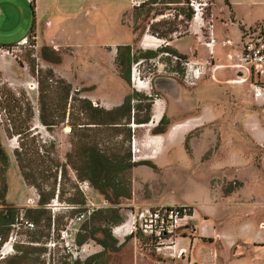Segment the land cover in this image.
I'll return each mask as SVG.
<instances>
[{
  "label": "rangeland",
  "instance_id": "rangeland-1",
  "mask_svg": "<svg viewBox=\"0 0 264 264\" xmlns=\"http://www.w3.org/2000/svg\"><path fill=\"white\" fill-rule=\"evenodd\" d=\"M133 1L53 0L44 6L37 23L39 47L16 45L10 47L9 53L0 51V210L5 204L16 209L21 216L15 223L21 219L30 221L25 210L37 208L39 199L36 189L27 185L21 175L15 155L20 142L30 158L36 152L44 156L45 162L34 157L40 168L53 167L46 154L63 164L71 150V128L66 122L48 127L40 120L41 96L52 97L48 91L57 81L68 83L71 96L89 100L95 107L111 110L133 94L134 105L152 104V118L156 111L159 113L157 119L144 126L131 121L130 141H124V135L110 141H124L133 161L150 163L128 174L131 199L112 204L84 181L78 185L86 204L68 203L74 190L70 182L63 181L60 186L58 178L57 190L61 188L63 196L55 197L48 207L52 214L50 227L33 221L31 230L11 226L7 241L0 242V264H83L93 256L92 264H162L167 259L150 252L137 239L118 238L113 233L114 227L127 220L126 215L129 218L131 209L145 210L149 205H189L191 211L183 224L196 225L200 233H212L216 227L224 237L232 233L239 220L257 226L264 222V76H256L254 68L249 76L246 72L243 75L250 67L239 59L240 30L246 28L237 24L264 23V0H230L237 23L232 22L234 15L224 0H193L200 13L193 31L190 24L196 20V10L191 0H158L155 4L151 2L157 0H150L132 9ZM11 9L13 13L7 21L0 19L1 46L30 35L34 23L29 3H15ZM129 10V18L135 20V31L141 36L135 41L126 25ZM189 11L191 20L186 17ZM46 20L52 21L53 27H43ZM214 31L216 36L212 37ZM242 35L249 40L245 33ZM50 36L55 40H48ZM142 37L144 46L140 44ZM211 38L215 44L207 49L205 44ZM132 42L128 83L124 79L128 67L119 70L115 66L114 46ZM43 48L47 49L44 53ZM215 48L216 53L212 52ZM175 50L192 54L191 59L186 56L192 70ZM235 51L239 53L234 55L237 68L219 70L217 77H212V65L227 64L228 53ZM245 75L248 81L244 84H227L228 77L244 80ZM254 83L263 95L260 99ZM163 115L169 122L166 132L175 124L180 127L167 141L166 149L159 136L152 133ZM234 120L239 121L238 126L233 125ZM25 126L29 128L27 132L16 134V129ZM69 174L71 180L75 179L70 168ZM241 181L244 185L236 192L225 197L220 194L219 189L238 188ZM85 182L88 186H84ZM214 187L219 189L212 190ZM103 200L108 205L96 209L79 225L77 250L64 249L58 234L67 221L84 211L86 205H101ZM118 215L122 220L115 223ZM1 229L0 238L4 239L6 228ZM100 240L108 245L117 241L118 249L105 250ZM5 249L8 253L4 256Z\"/></svg>",
  "mask_w": 264,
  "mask_h": 264
},
{
  "label": "trees",
  "instance_id": "trees-1",
  "mask_svg": "<svg viewBox=\"0 0 264 264\" xmlns=\"http://www.w3.org/2000/svg\"><path fill=\"white\" fill-rule=\"evenodd\" d=\"M147 1L150 0H145L142 6ZM157 2L158 0L151 3L155 4ZM186 17L191 20L192 11L187 12ZM175 53L187 59L185 55L178 54L176 50ZM131 62V46L118 47L117 68L123 70L124 66L128 67L127 76L124 78L128 83H130L129 66ZM70 88L71 86L68 83L59 80L48 91L52 94V97L41 96L40 100V120L42 124L53 127L66 122L71 128V150L67 154L66 163L60 164L51 154H46L47 161L53 164V167L48 165L40 168L34 157L37 156L39 160L44 161V156L36 152L33 159L30 158L29 153L23 147V141L20 142V148L15 151L25 183L36 189L39 198L37 208L25 210L26 217L37 225L45 222V226L48 228L52 217L48 207L55 197L61 199L63 193L61 188L57 190L58 178L60 179V186L63 181L70 182L71 189L74 190L72 197L67 199L68 203L80 206L86 204L84 194L78 185V183L86 181L95 191L105 196L108 201L116 204L121 199L129 200L132 198L128 174L140 165H150L147 161L134 162L130 148L125 149L124 147V141H130L132 137L131 127H129L131 121L137 125L150 123L152 104L134 105L135 98L133 94H129L120 106L107 110L102 107H95L89 100L77 99L71 96ZM149 100L153 103L152 97H149ZM137 111L138 113H136ZM168 123V119L164 115L159 124L152 130L153 135L164 134ZM28 130L29 128L25 126V128L16 129V134L22 136ZM120 135L125 137L123 142L110 143L112 139ZM0 155L3 157L1 148ZM69 168L75 175L73 181L69 174ZM20 216V213H16V209L7 204H5L4 209L0 210V230L6 228L5 237L4 239L0 238V242L7 241L11 225ZM121 220L122 218L118 215L113 221L119 223ZM137 240L143 244L140 238H137ZM100 245L109 251L118 249L117 241L113 245H108L106 241L100 240ZM94 258V256L89 257L83 264H92Z\"/></svg>",
  "mask_w": 264,
  "mask_h": 264
},
{
  "label": "crops",
  "instance_id": "crops-1",
  "mask_svg": "<svg viewBox=\"0 0 264 264\" xmlns=\"http://www.w3.org/2000/svg\"><path fill=\"white\" fill-rule=\"evenodd\" d=\"M22 1L29 3L33 7L34 23L32 25L30 35L22 36L15 44H12L9 46H1L0 45V47H12L14 45H17L24 38H28V37H32V44H33L34 48H37V47H39V45H41L39 33L37 31V29H38L37 23H38V20L40 19V16L43 15L44 10L46 9L45 7H47V5H49V3H53V0H52V2H51V0H32V3L29 0H0V19L4 18V20L7 21L9 18V15L13 13V11L11 9V5H13L15 3H20ZM224 1H225V4L229 7V9L231 10V12L234 15L235 21H232V22L237 23L239 20L236 18V14L233 11L232 3L230 2V0H224ZM82 2H86V0H82ZM133 8L134 7L132 6V9ZM126 16H127L126 18L129 19L128 20L129 24H126V25H128L127 27L132 32V41L133 40L135 41V39H137L141 36L138 33H136V31H135V28H134L135 20L132 17L129 18L130 16H132L130 10L126 13ZM43 21L44 20H42V23H43ZM197 21H199V20L196 19L195 22L193 21L190 24V31L196 30L194 28V24H196ZM257 22L253 23L250 26L244 25L241 22H239L237 24L239 26H244L246 28V30L248 31V30L255 29L256 27H260V26L264 25V23H259L258 25H256ZM45 23H46V26H43V27H49V28L53 27L52 21L46 20ZM131 26H133V27L131 28ZM240 31H241V36H240V42H241L240 50H241V48L243 47V43H244V37L242 34L245 33V31H243V30H240ZM212 33H213L212 37H214L215 31ZM199 37L201 38V36H199ZM48 40H55V39H54V37H51ZM141 43H142V46H144L145 37H142V39L140 40V44ZM226 43L233 46V43H231V41H228ZM130 45H133V42L131 44L124 43V44H120V45L118 44V45L114 46V49L116 52V56H115L116 68H117L116 57H117L118 47L130 46ZM205 46L207 49H210L206 44H205ZM216 48L212 49V52L216 53V51H215ZM42 50L44 53V51L47 49L43 48ZM178 54H180V53H178ZM238 54L239 53L237 51H235L234 53L229 52L228 53V59H227L228 62H226L227 64L222 63V64H219L216 66V64L214 63V65H212V68H211L212 69V72H211L212 77H217L219 70L236 69L237 68L236 67L237 61L234 59V55L237 56ZM181 55H185L191 59L192 54L190 53L189 55L188 54H181ZM1 59H2V57H0V60ZM195 63H198V62H195ZM210 66H208V67H210ZM249 70H247V71L250 73H248L246 70L243 71V75H244V72H246V74L249 76V74L252 73L251 69H249ZM205 72H207V67H206V69H204V73ZM243 75H239V76H243ZM247 75H245L246 79H244V80H234V78L228 77L229 82L227 84H230L233 86L242 85L248 81ZM261 96H263V95H261ZM261 96L259 97V99L261 98ZM262 101H264V98L262 99ZM156 117H158V116H155V114H154L153 118L157 119ZM235 118L237 119V117H235ZM239 118H241V116L238 115V119ZM156 122H158V120ZM250 124L254 125L253 123H250ZM178 125L179 124H175V125H173V127L170 130H168L164 134L158 135L159 139L162 140V142H164V144L162 145L164 149H166L167 141L171 140V138H173V136L176 134L177 129L180 128ZM180 125H182V124H180ZM233 125L238 126L239 121L234 120ZM259 125H260V123H259ZM245 126H246V121L244 120V127ZM253 127H256V126L254 125ZM246 148H248L247 145H246ZM74 178H75V176H74ZM214 179L215 178H213L212 180H214ZM216 181H221V180L216 179ZM243 185H244V183L242 182V183H240V186L238 188L236 187V188L232 189V187L228 186L226 189L222 190V189H219V187H214V188H212V190L215 188H218L220 190L219 191L220 194L223 197H225V196L231 195L232 193L236 192ZM214 202L216 203L217 201H214ZM161 205H163V204H161ZM151 206H157V205H149V206H146L145 208H148ZM134 210H136V209H134ZM126 218H127V220L122 222L123 225L127 224V221L129 219L127 215H126ZM246 222L247 221L244 222V221L239 220L238 223L233 225L234 228H232V233L228 234V236H226V237H224V235H222V234H219V230L216 229V227L214 228V231L212 233H207V232L200 233L199 228L196 225L188 224L187 222H185L184 224L182 223V226L180 227V230H179L178 235L176 237L175 249L173 251L172 250L171 251H169V250L163 251L162 253L159 254L162 256V258L167 259V260H162L161 263L162 264H264V222L261 221L258 226L256 224H250V223H246ZM237 225H239V226H237ZM113 233L115 234V236H118V238L130 237V236L126 235L125 233L124 234H116L114 231H113ZM131 238H134V237H131Z\"/></svg>",
  "mask_w": 264,
  "mask_h": 264
},
{
  "label": "built area",
  "instance_id": "built-area-1",
  "mask_svg": "<svg viewBox=\"0 0 264 264\" xmlns=\"http://www.w3.org/2000/svg\"><path fill=\"white\" fill-rule=\"evenodd\" d=\"M29 1L32 3V0ZM144 3L145 0H134L132 6L134 8H140ZM190 4L191 7L196 10L195 19H199V9L195 7L193 0H191ZM245 36H248L249 40H244L239 59L243 65L250 66L249 69L254 68L256 76H264V25L248 30L245 32ZM26 44L33 46L32 37L24 38L17 44V47ZM214 44L215 39L211 38V41L207 43V46L211 48ZM0 51L9 53L10 47L1 48ZM185 65L190 70L193 69L192 62H189L187 59L185 61ZM195 72L198 74L199 69H196ZM253 85L254 87H258L255 90L257 91L256 97H260L261 94L259 86L256 83ZM84 186H88V184L85 182ZM107 205L108 202L104 200L101 205L91 203L86 205L84 211L71 217L58 234V240L61 246L70 252L77 250L75 237L79 232V225H81L83 221L96 209ZM190 211L191 207L186 204H163L151 206L145 208V210L131 209L127 224L116 226L113 231L116 234L125 233L135 239L140 238L143 245L150 252L160 254L163 251H173L176 246V237L180 227L182 226V220L189 214ZM11 226L13 228L25 227L26 229L31 230L34 228V223L32 221L21 219V221H18ZM53 245L55 246V242Z\"/></svg>",
  "mask_w": 264,
  "mask_h": 264
},
{
  "label": "bare ground",
  "instance_id": "bare-ground-1",
  "mask_svg": "<svg viewBox=\"0 0 264 264\" xmlns=\"http://www.w3.org/2000/svg\"><path fill=\"white\" fill-rule=\"evenodd\" d=\"M158 112L156 111L155 112V116H158ZM157 118V117H156ZM144 126V125H143ZM8 252H7V250L5 249L3 252H2V254L5 256L6 254H7Z\"/></svg>",
  "mask_w": 264,
  "mask_h": 264
},
{
  "label": "flooded vegetation",
  "instance_id": "flooded-vegetation-1",
  "mask_svg": "<svg viewBox=\"0 0 264 264\" xmlns=\"http://www.w3.org/2000/svg\"><path fill=\"white\" fill-rule=\"evenodd\" d=\"M164 116V115H163ZM135 162V161H134ZM141 162H143V161H141Z\"/></svg>",
  "mask_w": 264,
  "mask_h": 264
}]
</instances>
